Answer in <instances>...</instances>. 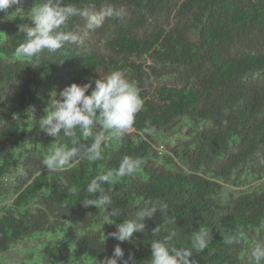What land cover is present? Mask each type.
Here are the masks:
<instances>
[{
    "label": "trees",
    "instance_id": "1",
    "mask_svg": "<svg viewBox=\"0 0 264 264\" xmlns=\"http://www.w3.org/2000/svg\"><path fill=\"white\" fill-rule=\"evenodd\" d=\"M34 2L22 0L19 16L0 23V264H99L117 243L125 258L144 264L160 224L161 235L175 231L185 248L194 230L211 231L209 248L193 256L197 264H248L251 247L264 241V0H67L126 13L81 45L28 58L15 50ZM113 70L138 86L135 126L110 142L102 160L48 173L42 159L57 143L88 141L78 131L49 137L39 120L64 87H94ZM145 121L155 135L142 134ZM124 155L143 164L105 186L113 198L106 210L85 208L83 190L79 199L67 196ZM146 199L166 203L168 215L146 218L132 242L109 238ZM238 229L241 242L225 244Z\"/></svg>",
    "mask_w": 264,
    "mask_h": 264
},
{
    "label": "clouds",
    "instance_id": "2",
    "mask_svg": "<svg viewBox=\"0 0 264 264\" xmlns=\"http://www.w3.org/2000/svg\"><path fill=\"white\" fill-rule=\"evenodd\" d=\"M22 0H0V23L19 16L22 10L18 7ZM15 9V11H12ZM29 11V10H28ZM27 11V12H28ZM124 8L114 6L97 7L88 4L84 7L67 0H35L30 8L31 26L20 25L23 33V43L16 48V55L28 58H38L43 53H54L69 45L83 44V37L90 31L102 27L106 19L125 15ZM79 18L83 24L69 22ZM92 82L71 83L59 93L60 99H53L51 108L39 120L40 131L47 136L57 139L61 135L65 138L74 137L77 131L88 143L65 147L57 143L42 159L43 168L50 174H58L74 167L77 163L88 161L94 163L102 160L104 150L113 140H121L133 129L137 115L143 108V100L139 94L137 84L130 80L121 70H113ZM89 89H91L89 93ZM157 128L150 121H145L141 129L142 134L152 136ZM141 158L124 155L119 166L108 170L104 174L96 175L81 189L72 185L67 196L78 199L84 191V198L80 201L87 208L95 206L106 210L112 205L113 198L106 185L121 178L131 177L142 167ZM157 212L164 217L168 215L166 203L146 199L137 209L115 225V231L108 233V237L118 242H132L133 234L146 230V218H152ZM118 213L112 209L111 215ZM264 228V224L261 225ZM161 224L155 227L151 234L154 239L150 242L151 256L144 264H197L193 259L195 253L209 248L212 242L211 231L206 227L194 230L190 238V247H180L174 241L177 233L171 231L161 235ZM242 231L225 234V244L237 245L241 242ZM99 264H138L135 258L125 253L120 243L113 248L110 256L104 257ZM248 264H264V241H257L248 253Z\"/></svg>",
    "mask_w": 264,
    "mask_h": 264
}]
</instances>
